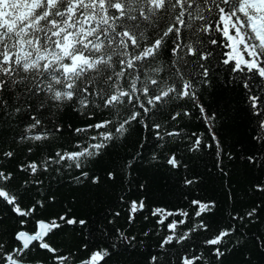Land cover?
Returning <instances> with one entry per match:
<instances>
[{
    "label": "snow or ice",
    "instance_id": "obj_1",
    "mask_svg": "<svg viewBox=\"0 0 264 264\" xmlns=\"http://www.w3.org/2000/svg\"><path fill=\"white\" fill-rule=\"evenodd\" d=\"M221 65L254 125L251 150L235 158L202 99ZM68 111L79 126L64 123ZM193 118L204 133L190 130ZM134 133L135 154L105 160ZM234 159L260 173L248 181L247 205L234 194ZM145 161L163 170L170 184L161 195L180 206L149 208L121 195L127 211L96 226L50 184L39 191L45 174L111 189ZM217 182L231 202L226 215L207 195ZM140 216L162 229L143 264H228L264 253V0H0V225L15 224L0 230V264H110L144 243L119 224ZM246 226L257 233L247 240ZM61 234L73 241L63 250ZM240 264H253L251 256Z\"/></svg>",
    "mask_w": 264,
    "mask_h": 264
},
{
    "label": "trees",
    "instance_id": "obj_2",
    "mask_svg": "<svg viewBox=\"0 0 264 264\" xmlns=\"http://www.w3.org/2000/svg\"><path fill=\"white\" fill-rule=\"evenodd\" d=\"M215 66V62H214ZM222 70L218 73H214L215 83L212 87L206 90L202 89L203 102L209 107L210 111H216L218 115L216 127L219 130V136L221 137L223 146L226 152L232 153L237 157V154H245V149L251 150L252 143L250 138L253 133V124L249 121V116L246 109V104L239 91H231L225 85L224 79L226 69L223 66H218ZM63 120L66 124H73L79 126L80 120L71 111L63 114ZM191 129L200 133H204L205 129L202 122L193 118L190 121ZM67 134V133H66ZM146 135V134H145ZM140 137L137 134H133L128 145L124 149H116L113 153V157H105L107 161L110 158L115 157V152H119L124 155L125 152L135 154L139 149ZM145 156H151V150L149 148L144 149ZM23 158V157H22ZM212 157H208V164L211 166ZM3 163L7 164V161ZM236 163L235 180L233 181V187L235 189V197L242 205H247L248 201L252 199L251 194H245L249 187L248 181L253 175H260L258 171L248 173L242 166V162L234 159L232 162H228L229 169H232V164ZM132 184H129V181ZM144 184L147 186V191L139 190L136 185ZM54 192H57V199L63 204L64 207L74 206L75 211L81 215L82 218H87L94 222L96 226H100L103 217L111 211L125 212L127 209L117 203L118 197L121 195H127L131 199H135L137 196L144 198L148 202L149 208L157 206L166 207L168 210H173L174 206H180L182 202H178L172 195L162 196V193H168L170 181L167 179L163 170H157L155 167L149 166L147 161L139 168L133 170L131 174H125L121 180H118L116 185L107 189L104 188H79L76 185H69L67 180L61 179L54 174H45L44 187L41 188L40 194L45 195L47 193L48 185ZM63 184V186H61ZM107 189V190H106ZM203 194V193H200ZM207 195L214 197L219 201V207L223 214H227L230 211V201L224 199V190H222L220 183L217 182L214 185H210L207 189ZM39 198V197H37ZM159 201V203H154ZM115 205L114 207H112ZM59 211V208L53 209ZM144 215H148L147 212ZM119 224L123 225L125 232H130L132 235H136L144 240V243L139 246L138 251L129 249L127 252H122L121 255L116 258L110 264H143L144 256L149 253L157 251L156 246V234L160 233L162 229L156 226L154 229L153 224L143 219L140 216L136 219L134 224H125L123 217L119 220ZM15 227L14 221L7 220L4 224L0 225V230L12 233ZM261 230L264 231V226H261ZM147 231L152 233V238L148 239L143 236V233ZM241 231L245 232V239L256 235V230L253 229L250 233L247 231V226ZM55 243L60 245L61 249L70 247L73 243L70 236L67 234H61L55 237ZM248 247L251 248L249 242ZM143 254V255H141ZM35 256L36 253L34 252ZM245 256H251L253 264H264V253H245L244 256L238 255L235 259L230 258L228 264H240Z\"/></svg>",
    "mask_w": 264,
    "mask_h": 264
}]
</instances>
